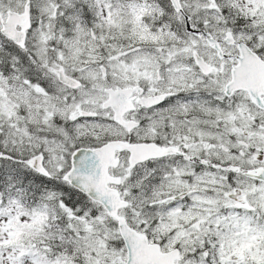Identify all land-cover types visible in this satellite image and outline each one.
Listing matches in <instances>:
<instances>
[{
  "label": "snow or ice",
  "instance_id": "1",
  "mask_svg": "<svg viewBox=\"0 0 264 264\" xmlns=\"http://www.w3.org/2000/svg\"><path fill=\"white\" fill-rule=\"evenodd\" d=\"M0 264H264V0H0Z\"/></svg>",
  "mask_w": 264,
  "mask_h": 264
}]
</instances>
